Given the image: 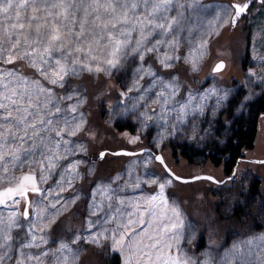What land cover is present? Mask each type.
I'll return each instance as SVG.
<instances>
[{"label":"rangeland","instance_id":"1","mask_svg":"<svg viewBox=\"0 0 264 264\" xmlns=\"http://www.w3.org/2000/svg\"><path fill=\"white\" fill-rule=\"evenodd\" d=\"M241 87L235 117L264 95V0H0V264H264V198L247 192L264 118L218 201L174 178L191 175L177 146L227 142ZM27 175L40 194L24 218V196L2 199ZM237 207L260 226L215 240Z\"/></svg>","mask_w":264,"mask_h":264},{"label":"trees","instance_id":"2","mask_svg":"<svg viewBox=\"0 0 264 264\" xmlns=\"http://www.w3.org/2000/svg\"><path fill=\"white\" fill-rule=\"evenodd\" d=\"M245 33H247V29H243ZM223 68L222 63H219L216 70L220 72V69ZM247 96V91L245 88L241 87L238 89L235 93V95L231 98V100L228 103L227 108L225 109V112L223 115L225 118L219 119L218 124L222 125V128H229L231 131V135L227 142L224 145H219L218 143H214L206 147L205 149H196L195 147L191 146L188 147L187 145H181L177 146L178 149L173 150L179 151V154L177 155V158H182L185 162V165L182 166L186 169V171H190L191 175H184L186 177L183 179L181 176H175L174 173L169 169L168 164L166 163H160L157 162L159 166L163 167L167 173H169L171 176H175V180L178 182H183V184H190L195 178H200V180H205V187L203 194L205 197H210L215 200H219L217 197L213 194V189H221L224 186L229 187L236 179L238 180L239 175V166L244 162L247 164V161H245V156L243 155V150H253V147L255 146L256 137L258 136V131L260 128V122L264 118V95L261 97H256L255 99L250 100L247 105L245 106L244 110L245 113L240 115L239 117H235L236 111L239 108V106L242 104L243 99ZM116 128L120 131H129L130 129L128 126H121L117 125ZM148 147V146H147ZM98 150V149H97ZM147 148L140 149L137 151H131V150H120L124 151L125 153H116L113 152L112 154L115 156H138L143 153H145ZM192 152L196 155H201L204 158L203 162H197L193 159V156L189 154ZM172 152V153H173ZM175 155V154H173ZM214 166V167H221L222 168V175L223 179L215 178L208 174L207 171V165ZM256 164H264V160L257 161ZM257 166V165H255ZM181 167V169H183ZM179 172H176L178 174ZM204 177H198L202 175ZM30 177V175L24 176L21 178L20 185L12 188L11 196L8 197V195L3 198L6 201L8 198L15 201L16 199H19L21 196H24V201H20L19 207H24V212L27 214V212H30L31 203L34 200L35 197H37L40 192H25L26 188L28 187H22V182H28L29 186L32 187L31 181L28 179L24 180L25 178ZM212 178V179H211ZM262 180H261V179ZM259 177H256L253 179V182L247 187V192L249 193L248 198H254V199H261L264 198V194L262 193L264 191V174H261ZM260 182V183H259ZM262 183V184H261ZM8 188H11V186H8L3 191L0 192V199L2 198V195L4 194V191ZM33 188V187H32ZM22 189V192L20 190ZM196 187H190L189 193H191V196L193 199H196V202L199 201L197 199L196 195ZM8 192V191H7ZM19 193H22V195H19ZM27 193V194H25ZM195 193V194H194ZM13 194V195H12ZM30 202V204H29ZM254 211V209L252 210ZM218 216L216 213L215 218L213 219V223L219 224L221 227H219L218 233H216L215 240L218 239L221 235V233L224 232V229L227 231H239L240 233L247 232L250 228H257L260 226L258 225L254 219H251L254 217V215L249 218L245 219V209H242L241 207H237L233 210L232 214L230 216H227L224 212H220L218 210ZM26 218V215L24 216ZM72 217H68L70 220ZM211 223V224H213ZM210 224V225H211ZM224 227V229L222 228ZM214 239H200L198 241V246L201 248L204 247V245L207 243L214 242ZM221 240V237L218 239ZM110 264H121V259L118 256H115L113 261Z\"/></svg>","mask_w":264,"mask_h":264},{"label":"water","instance_id":"3","mask_svg":"<svg viewBox=\"0 0 264 264\" xmlns=\"http://www.w3.org/2000/svg\"><path fill=\"white\" fill-rule=\"evenodd\" d=\"M116 153H125L124 151H117ZM104 155H105V153L103 152V153H101L100 154V156H101V158H103L104 157ZM156 158H157V161H159L160 163H165V160H164V157H163V155L162 154H157L156 155ZM212 179V178H211ZM31 185H32V187H35V188H33L34 190H38V191H36V192H40V190L38 189V186H36V184H35V181H32L31 182ZM25 194H27V193H25ZM29 216V213L26 215V218Z\"/></svg>","mask_w":264,"mask_h":264},{"label":"flooded vegetation","instance_id":"4","mask_svg":"<svg viewBox=\"0 0 264 264\" xmlns=\"http://www.w3.org/2000/svg\"><path fill=\"white\" fill-rule=\"evenodd\" d=\"M22 187H28V188L25 189L26 190L25 192H27V193L38 191V190H34L33 189L35 187L32 188L31 186H29L28 182H22Z\"/></svg>","mask_w":264,"mask_h":264},{"label":"bare ground","instance_id":"5","mask_svg":"<svg viewBox=\"0 0 264 264\" xmlns=\"http://www.w3.org/2000/svg\"><path fill=\"white\" fill-rule=\"evenodd\" d=\"M44 1V0H43ZM222 10V9H221ZM21 27V26H20ZM25 28V27H24ZM117 28V27H116ZM34 29V28H33ZM25 31V30H24ZM118 31V30H117ZM116 31V32H117ZM124 31V30H123ZM97 35V34H96ZM113 36V35H112ZM171 49V48H170ZM172 51V50H171ZM161 52V51H160ZM163 52V51H162ZM158 53V52H157ZM171 53V52H170ZM172 56V55H171ZM166 59V58H165ZM142 63V62H141ZM59 104V103H58ZM55 109V108H54ZM64 111V110H63ZM66 115V114H65ZM189 142V141H188ZM191 142V141H190ZM256 178V177H255ZM245 182V181H244ZM243 183V182H242ZM260 183V182H259ZM233 184V183H232ZM262 184V183H261ZM232 186V185H231ZM232 188V187H231ZM242 189V188H241ZM243 192V191H242ZM240 195V194H239ZM239 197V196H238ZM247 201V200H246ZM264 203V202H263ZM263 205V204H262Z\"/></svg>","mask_w":264,"mask_h":264}]
</instances>
